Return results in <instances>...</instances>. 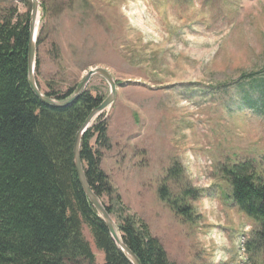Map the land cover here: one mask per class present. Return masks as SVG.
Returning a JSON list of instances; mask_svg holds the SVG:
<instances>
[{
	"label": "rangeland",
	"instance_id": "374dc122",
	"mask_svg": "<svg viewBox=\"0 0 264 264\" xmlns=\"http://www.w3.org/2000/svg\"><path fill=\"white\" fill-rule=\"evenodd\" d=\"M38 1L40 89L63 94L94 67L117 82L100 163L122 198L115 214L142 219L175 264H264V244L244 250L258 227L220 168L252 159L264 171V0ZM7 8L28 12L22 0H0ZM87 86L109 92L98 76ZM162 184L191 216L159 199Z\"/></svg>",
	"mask_w": 264,
	"mask_h": 264
},
{
	"label": "trees",
	"instance_id": "16d2710c",
	"mask_svg": "<svg viewBox=\"0 0 264 264\" xmlns=\"http://www.w3.org/2000/svg\"><path fill=\"white\" fill-rule=\"evenodd\" d=\"M22 2L28 12L0 9V264H78L80 260L94 264L95 255L84 228L95 248L102 251V264H131L89 201L73 164L75 135L105 97L92 94L86 86L70 105L57 107L34 95L27 81L30 2ZM38 44L37 33L35 52ZM38 63L35 58L39 85ZM79 84L63 94L53 89L43 92L50 98L65 100ZM102 116L103 112L98 114L81 137L80 158L87 184L107 212L115 216L122 241L141 264H175L142 219L113 211L112 198L123 204L100 167L102 149L110 148L107 122ZM220 168L223 179L230 184L234 205L258 227L244 244L246 252H256L264 244V171L259 173L252 159ZM168 171V176L176 173L173 168ZM182 194L193 199L199 196L190 189ZM158 197L171 210L191 216L190 206L181 203L183 198H171L163 184L158 188Z\"/></svg>",
	"mask_w": 264,
	"mask_h": 264
},
{
	"label": "water",
	"instance_id": "95a60500",
	"mask_svg": "<svg viewBox=\"0 0 264 264\" xmlns=\"http://www.w3.org/2000/svg\"><path fill=\"white\" fill-rule=\"evenodd\" d=\"M30 2V12H29V43H28V55H27V62H28V85L31 91L37 96L41 101L46 104L57 106V107H66L70 105L75 99L78 98L80 94L83 93L85 90L88 82L93 76H98L103 78L109 87V92L104 98V100L94 108L89 115L87 116L84 123L78 129L74 144H73V164L78 175L80 184L87 195L89 201L99 213L101 218L104 220L109 234L114 240L117 247L124 253L127 259L131 262V264H141L136 255L124 244L121 238V234L117 230L115 226V221L113 217L107 212L101 200L93 193L89 185L87 184L83 164L80 158V144H81V137L84 131L91 125L95 117L104 111L114 100L115 93H116V85L117 82L112 76V74L104 69L99 67H94L89 69L84 76L82 77L79 86L76 88L74 93L65 100H56L50 98L44 94V92L40 89L39 85L37 84L35 78V45L37 39V25H38V9H39V1L38 0H29Z\"/></svg>",
	"mask_w": 264,
	"mask_h": 264
}]
</instances>
